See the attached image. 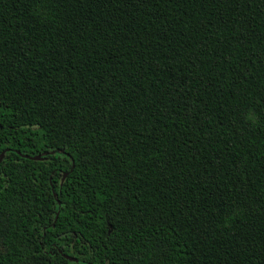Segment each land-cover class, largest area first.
I'll return each instance as SVG.
<instances>
[{
  "label": "trees",
  "instance_id": "16d2710c",
  "mask_svg": "<svg viewBox=\"0 0 264 264\" xmlns=\"http://www.w3.org/2000/svg\"><path fill=\"white\" fill-rule=\"evenodd\" d=\"M0 155V264H264V0H0Z\"/></svg>",
  "mask_w": 264,
  "mask_h": 264
},
{
  "label": "water",
  "instance_id": "95a60500",
  "mask_svg": "<svg viewBox=\"0 0 264 264\" xmlns=\"http://www.w3.org/2000/svg\"><path fill=\"white\" fill-rule=\"evenodd\" d=\"M1 156V155H0ZM32 159H38V158H40V156H33V157H31ZM65 175V173L63 174V176ZM69 259H71L70 257H69Z\"/></svg>",
  "mask_w": 264,
  "mask_h": 264
}]
</instances>
